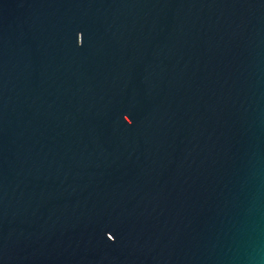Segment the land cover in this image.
Instances as JSON below:
<instances>
[{
    "label": "water",
    "instance_id": "water-1",
    "mask_svg": "<svg viewBox=\"0 0 264 264\" xmlns=\"http://www.w3.org/2000/svg\"><path fill=\"white\" fill-rule=\"evenodd\" d=\"M0 264H264V0H0Z\"/></svg>",
    "mask_w": 264,
    "mask_h": 264
}]
</instances>
